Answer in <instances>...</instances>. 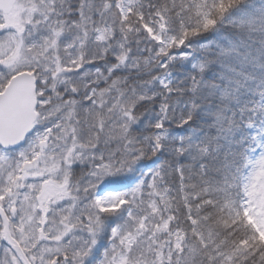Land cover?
<instances>
[{
	"label": "snow or ice",
	"instance_id": "snow-or-ice-1",
	"mask_svg": "<svg viewBox=\"0 0 264 264\" xmlns=\"http://www.w3.org/2000/svg\"><path fill=\"white\" fill-rule=\"evenodd\" d=\"M243 3L0 0V264H264V153L226 186L142 164L144 89Z\"/></svg>",
	"mask_w": 264,
	"mask_h": 264
},
{
	"label": "trees",
	"instance_id": "trees-1",
	"mask_svg": "<svg viewBox=\"0 0 264 264\" xmlns=\"http://www.w3.org/2000/svg\"><path fill=\"white\" fill-rule=\"evenodd\" d=\"M240 19L250 20L251 26L241 31ZM186 46L199 50L203 71L192 72L188 65L170 66L174 75L171 96L158 88L144 89L155 97L141 115L145 137L156 135L154 125L160 120L166 126L164 149L142 161L143 171L148 172L156 158L151 169L182 167L226 186L242 178L250 144L244 122L264 99V0H244L239 10L214 29L190 38ZM164 103L170 105L166 114L161 112ZM188 116L192 120L181 127Z\"/></svg>",
	"mask_w": 264,
	"mask_h": 264
},
{
	"label": "rangeland",
	"instance_id": "rangeland-1",
	"mask_svg": "<svg viewBox=\"0 0 264 264\" xmlns=\"http://www.w3.org/2000/svg\"><path fill=\"white\" fill-rule=\"evenodd\" d=\"M183 52L187 53V57L184 58V56L180 53V50H178L176 53L177 59L174 62H172L170 64V66H174V65L186 66V65H188L187 67H189L192 72L203 71V69H204L203 65L204 64L202 61V57L199 56V53H198L199 50L197 52L194 48L186 46L184 48ZM173 77H174V75L171 72H169V69L163 75V78H166V80L170 82L171 86L174 82ZM147 88L148 89L158 88V89L165 91L158 81L151 83ZM164 114H163V116H164ZM244 126H245V130L247 131L248 136H249V140H250L249 150L247 152V159H249L251 157H258L261 153H264V99H262L258 103L257 108L245 120ZM155 160H156V158L153 160V162L150 165H148V168L153 167V165L156 163ZM244 171H245V169L243 168L242 176L244 175ZM128 175L132 176L133 173H128ZM139 177H137V179ZM135 182L136 181H133V184ZM129 187H131V185H129Z\"/></svg>",
	"mask_w": 264,
	"mask_h": 264
},
{
	"label": "water",
	"instance_id": "water-1",
	"mask_svg": "<svg viewBox=\"0 0 264 264\" xmlns=\"http://www.w3.org/2000/svg\"><path fill=\"white\" fill-rule=\"evenodd\" d=\"M120 190H124V189H120Z\"/></svg>",
	"mask_w": 264,
	"mask_h": 264
}]
</instances>
